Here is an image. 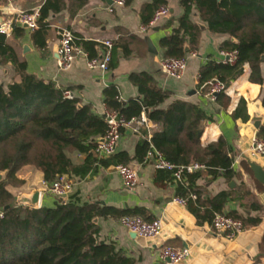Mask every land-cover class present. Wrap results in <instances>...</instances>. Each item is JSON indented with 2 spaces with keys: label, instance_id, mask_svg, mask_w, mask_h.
Wrapping results in <instances>:
<instances>
[{
  "label": "trees",
  "instance_id": "16d2710c",
  "mask_svg": "<svg viewBox=\"0 0 264 264\" xmlns=\"http://www.w3.org/2000/svg\"><path fill=\"white\" fill-rule=\"evenodd\" d=\"M75 2L72 14L86 0ZM180 3L185 13L179 18L178 26L159 41L163 56L181 55L198 48L200 28L189 19L194 5L210 31L228 33L236 39V42L226 40L220 46L221 50H236L234 62L208 59L200 66L198 85H202V90L207 92L214 78L224 84L236 78L245 63L250 67L248 80L264 84V0H180ZM161 5H167V0L144 4L140 10L142 22L147 24ZM64 7L65 0H45L41 5L37 28L32 30L39 47H43L44 42L36 41V36L45 34L49 13H57ZM12 34L22 35V28L16 21L12 24ZM123 37L121 34L113 40V48L123 46L127 54L131 49L121 45ZM130 38L147 47L144 38L133 35ZM75 44L89 52V56H99L94 41ZM0 61L11 63L19 77L7 85L0 82V170L6 171L5 179L0 180V207L4 210L0 217V264H136L137 258L114 241L100 238L97 218L143 215L144 207L120 209L96 201L80 202L72 195L64 201V196L58 197L53 206L15 203V194L7 186L24 183V179L16 175L22 166L38 168L43 179L50 182L63 174L71 178L84 177L95 173L99 166L120 161L127 163L130 156L126 151H116L107 158L96 157L93 148L97 137L102 136L107 128L104 114L96 113L90 103H82L78 97H66L63 87L52 80L28 72L25 61L18 57L7 37L1 33ZM109 66H114L113 59ZM129 78L137 85L141 97L122 102L114 84L107 85L103 93L106 108L117 109L126 118L139 115L144 109L150 119L161 124L150 140L145 137L137 143L135 156L139 160H143L151 141L166 159L174 163L202 162L212 174L221 170L227 179L235 176L233 156L222 136L205 145L201 143L208 118L201 106L178 98L161 107L160 103L170 92L162 88L151 73L133 71ZM214 99L223 102L228 101L229 96L221 89L214 94ZM232 116L248 119L244 97L239 98ZM256 135L264 137V122L258 126ZM187 175L189 184L179 183V191L183 196L190 191L196 193V198H189L187 207L197 221L210 223L215 212H223L230 194L220 190L206 197L194 184L198 172ZM247 194L252 193L244 188L240 199ZM249 204L253 209H262L256 199ZM227 213L241 218L244 225L256 224L260 219L259 216H244L236 210Z\"/></svg>",
  "mask_w": 264,
  "mask_h": 264
},
{
  "label": "crops",
  "instance_id": "0c3cea01",
  "mask_svg": "<svg viewBox=\"0 0 264 264\" xmlns=\"http://www.w3.org/2000/svg\"><path fill=\"white\" fill-rule=\"evenodd\" d=\"M45 0H0V23L6 18L14 17L18 11H28L41 6ZM76 0H65V7L57 12H50L46 21L48 27L44 35L38 34L36 41L44 42L39 47L33 39L32 30L19 25L22 35L12 34L7 37L18 57L26 63V70L52 80L61 87L70 88L73 95L82 103H90L94 111L104 114L107 109L104 101V88L114 84L119 98L126 102L131 98L141 97L137 85L129 78L133 71H148L158 84L167 89L169 96L160 103L166 107L174 99H184L201 106L208 118L205 120L201 143L205 145L211 140L222 136L229 146L233 156V168L236 171L232 179L223 176L222 171L212 174L207 169L197 171L194 178L195 186L206 197L214 195L220 190H226L230 197L226 200L223 211L236 210L244 216H259L256 224L245 225L244 230L233 239H227L210 227L208 221L199 222L189 208L173 201V197L181 195L179 183L170 172L154 167L150 161L139 160L135 156L136 146L142 138H150L152 133L161 127V124L150 119L148 126L139 131L124 129L117 141L116 151H126L130 156L127 162L137 170L138 183L128 189L123 186L122 179L113 165L99 166L93 174L84 177H72V187L64 195L65 199L72 197L80 202L96 201L100 204L112 205L120 209H129L135 206L145 208L144 217H159L162 222L160 233L154 237L132 235L130 230L119 220V217H98L100 238L112 240L128 254L137 258L136 264H156L162 262L159 250L165 244L187 246L190 254L178 264H264V205L260 203L254 192V187L261 185L254 182L249 176L246 163L241 161L240 154L248 155L247 149L252 135L256 134L254 117L264 122V84L248 80L250 67L248 63L236 78L225 83V93L228 101L217 102L198 85V71L208 59L220 61L222 55L220 46L226 40L232 42L234 37L228 33L212 32L207 23L200 17V13L193 5L189 19L200 28L198 48L195 55H189L187 66L179 78L168 76L160 70V60L163 50L159 46L160 39L171 33L178 26L179 18L185 13L180 0H167L169 13L162 16L158 22L146 32H140L139 27L144 25L140 10L144 4L152 0H131L121 7H114L108 11L110 0H86L75 11L71 9L77 4ZM203 26V27H202ZM69 28L76 36L75 42L94 41L100 56L103 46L98 42L103 39L116 40L122 34L121 45L127 46L131 52L125 54L123 46L112 49L114 66L107 70L91 69L83 55H76L69 69L61 70L57 67V57L54 54L58 46L57 29ZM150 38L156 52H149L130 36ZM236 40V39H235ZM87 52V51H86ZM89 54V52H88ZM14 66L9 62L0 61V82L7 85L12 79H18ZM247 101L248 119L234 118L232 112L240 97ZM101 136L97 137L99 139ZM79 157V156H78ZM107 158V157H105ZM253 159L264 164V155L252 156ZM16 175L24 179L19 188L7 186L15 195L18 191L41 189L40 206H53L58 197L43 188V173L36 167L25 165L16 171ZM185 185L189 184L186 174ZM244 188L252 194L240 199ZM17 190V191H16ZM63 197V198H64ZM256 199L262 209H253L250 202Z\"/></svg>",
  "mask_w": 264,
  "mask_h": 264
},
{
  "label": "built area",
  "instance_id": "2783aa9c",
  "mask_svg": "<svg viewBox=\"0 0 264 264\" xmlns=\"http://www.w3.org/2000/svg\"><path fill=\"white\" fill-rule=\"evenodd\" d=\"M111 4L108 11L112 12L114 7L124 6L127 0H110ZM40 8L37 6L28 11H18L12 18H6L0 23V33L9 37L12 32V24L16 21L29 30L37 28V20L40 17ZM169 13L167 5L159 6L152 15V18L147 24L139 27L140 32H146L149 28L154 26L158 20ZM58 35V57L57 67L61 70L69 69L72 65L73 59L76 55H83L86 63L91 69H99L105 71L109 67V62L112 58L113 41L111 39H103L98 41L103 46V52L100 56H89L88 52L84 51L79 45L75 44V34L66 27H59L57 29ZM223 62H234L237 57L236 50H220ZM196 52H184L181 55L163 56L160 60V70L168 76L179 78L183 75L189 55H195ZM221 89L226 90V85L219 79H212L210 81V89L207 94L214 99V94ZM63 93L66 97H73V91L70 88L63 87ZM104 117L107 121V128L101 136L103 140L97 141L93 148V153L98 158L109 157L115 152L117 141L124 129H132L139 131L142 127L148 126L150 118L147 116L144 109L139 115L126 118L117 109H106ZM150 140V138H149ZM250 157L256 155H264V137H259L256 134L252 135L249 147L247 149ZM144 161H150L151 164L159 169H165L170 172L172 178L180 183H185V176L187 173L207 169L208 166L202 162H192L186 164L174 163L164 157L162 152L158 150L150 141L147 148ZM116 171L122 179L123 186L132 189L138 183L137 170L126 162H118L115 164ZM43 188L47 192L57 196L63 197L66 192L72 187L73 181L71 177L63 174L47 182L42 180ZM189 198H196V193L190 191L187 195H176L173 201L186 206ZM4 214L3 208L0 207V217ZM120 222L130 230L135 231L138 235L144 237L157 236L162 228V222L159 217L146 218L142 214H123L119 217ZM210 227L221 233L227 239L235 238L241 233L245 225L243 220L239 217L228 214L226 211L215 212L211 221ZM190 249L187 246H175L170 244L163 245L159 250V258L165 264H178L181 260L188 257Z\"/></svg>",
  "mask_w": 264,
  "mask_h": 264
},
{
  "label": "water",
  "instance_id": "95a60500",
  "mask_svg": "<svg viewBox=\"0 0 264 264\" xmlns=\"http://www.w3.org/2000/svg\"><path fill=\"white\" fill-rule=\"evenodd\" d=\"M145 40L148 46V51L156 52V48L153 42L151 41V39L146 37ZM233 41L236 42L235 39H233ZM54 54L56 55V57H58V46L55 48ZM254 125L257 128L260 125L259 117H254ZM99 140H103V138L100 137ZM240 159L241 161H244L246 163L247 169L249 171V176L253 178L254 182H257L258 184L261 185L260 189H257V187H254V192L257 195L260 203L264 205V164H261L260 162L256 161L255 159H253L252 157H250L249 155L245 153L240 154ZM113 167L116 170L115 165H113ZM5 176H6V171L4 173L0 171V180L4 179ZM40 195H41V189H31L29 191L21 190V191H18L15 196V203L39 207L40 206V203H39ZM62 200L64 201L65 197L62 198ZM130 232L132 233V235L137 234L133 230H130Z\"/></svg>",
  "mask_w": 264,
  "mask_h": 264
},
{
  "label": "rangeland",
  "instance_id": "374dc122",
  "mask_svg": "<svg viewBox=\"0 0 264 264\" xmlns=\"http://www.w3.org/2000/svg\"><path fill=\"white\" fill-rule=\"evenodd\" d=\"M0 171L3 172V173L5 172V171H3V170H0ZM4 179H5V177H4ZM2 180H3V179H2ZM8 186H9V187H12V189H15L11 184H9ZM15 187L19 188V186H15ZM16 191H17V190H16ZM15 196H16V195H15Z\"/></svg>",
  "mask_w": 264,
  "mask_h": 264
}]
</instances>
